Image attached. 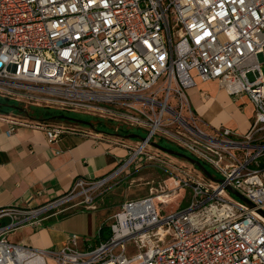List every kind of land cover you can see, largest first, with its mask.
<instances>
[{
    "label": "built area",
    "instance_id": "1",
    "mask_svg": "<svg viewBox=\"0 0 264 264\" xmlns=\"http://www.w3.org/2000/svg\"><path fill=\"white\" fill-rule=\"evenodd\" d=\"M262 65L264 0H0L1 100L143 132V141L120 143L126 155L105 178L78 179L34 211H0V220L10 219L0 225V264H264ZM197 81L248 98L254 117L246 134L206 126L186 95ZM8 124V136L26 125ZM44 129L50 144L68 130ZM154 139L209 166L219 182L172 166L148 149ZM142 171L164 178L147 183L146 197L122 202L95 246L77 250L74 234L42 250L8 240L71 209L97 211L100 196ZM185 192V209L160 216L156 202Z\"/></svg>",
    "mask_w": 264,
    "mask_h": 264
},
{
    "label": "crops",
    "instance_id": "2",
    "mask_svg": "<svg viewBox=\"0 0 264 264\" xmlns=\"http://www.w3.org/2000/svg\"><path fill=\"white\" fill-rule=\"evenodd\" d=\"M186 95L195 114L208 128L225 127L238 135H244L250 129L254 108L247 97L235 99L216 82L199 81L186 91ZM9 119L26 125L16 127L8 136ZM44 125L51 126L41 119H31L19 110L0 109V211H34L68 193L78 179H103L126 155L120 143L135 144L112 136L110 133H116L115 124L109 129L94 123V129L80 124L66 125V133L50 144ZM49 220L39 228L25 225L17 230L21 231L18 244L38 250L60 248L66 244L70 235L66 236L56 223L46 224ZM9 221L4 217L0 225ZM102 225L103 221L98 230Z\"/></svg>",
    "mask_w": 264,
    "mask_h": 264
},
{
    "label": "rangeland",
    "instance_id": "3",
    "mask_svg": "<svg viewBox=\"0 0 264 264\" xmlns=\"http://www.w3.org/2000/svg\"><path fill=\"white\" fill-rule=\"evenodd\" d=\"M262 72H264V65L261 67ZM20 109L27 108L28 105H19ZM51 110V109H50ZM13 111V110H10ZM79 115V114H77ZM80 117L85 118L88 120L89 117L85 115H79ZM102 119H89L92 123H98ZM94 121V122H93ZM50 125H59L66 128V125L75 126L74 124L67 123V121H49L46 122ZM102 123L106 128H112L113 123L110 121L103 120ZM80 126V125H79ZM203 128V127H202ZM204 129V128H203ZM210 133L208 129H204ZM139 134H143L142 131H139ZM154 142L157 140L154 139ZM129 143H136L135 140H128ZM149 150H154L153 148H148ZM162 156H164L172 166L177 167H184L187 169H194L196 170V176L200 178H205V176L194 166L190 165L189 163L172 156H168L160 152ZM207 166V165H206ZM210 170V174L214 175L215 172L207 166ZM171 171L172 168H170ZM164 176L156 171H142L137 177H132L133 182L125 181L118 187L113 188L110 192L103 194L98 198L99 210L96 212L94 211H85L81 209H71L70 211L66 212L64 216H59L58 219H51L46 224H55L56 226L61 229V231L67 236L71 234H75L79 237V243L77 250L83 251L87 246H95L98 242V228L99 225L103 221V225L105 228L109 226L108 217L117 212L118 207L120 204L126 200L137 199L146 197L149 194L150 185L147 183L151 181H158L163 179ZM188 192H185L183 197L171 202L170 204H161L155 203V207L157 211H160V216H168L174 214L176 212L182 211L189 205V197ZM77 199H75L76 201ZM75 201L71 202L74 203ZM102 236L106 237V230L102 232ZM21 238V231H15L11 233L8 237V240L11 243L18 244ZM84 241H86L84 243ZM47 264H55L52 260H47Z\"/></svg>",
    "mask_w": 264,
    "mask_h": 264
},
{
    "label": "water",
    "instance_id": "4",
    "mask_svg": "<svg viewBox=\"0 0 264 264\" xmlns=\"http://www.w3.org/2000/svg\"><path fill=\"white\" fill-rule=\"evenodd\" d=\"M5 108V109H10V110H19L21 111L23 114L28 115L26 110L24 109H20L17 106H13V105H7V104H2L0 103V109ZM44 122H49V121H67L70 123H74V124H80V125H84L87 126L91 129H94V126L92 125L91 122L89 121H85V120H81V119H77V118H73V117H68V116H62V115H58V116H54L52 118H49L47 120H43ZM112 136L118 137V138H122L126 141L128 140H135V141H143V138L136 134V133H110ZM150 147L153 148L154 150L161 152L163 154H166L168 156H172V157H176L179 158L187 163H189L190 165L196 167L205 177L215 181V182H219V180L215 179L210 172L208 171V169L199 161L192 159L191 157H189L188 155L176 151V150H172V149H168L165 148L163 146H161L160 144L156 143V142H151ZM230 191L232 192L233 195H235L236 197H238L240 200H242L244 203H246L249 207H251V205L244 199L242 198L239 194H237L236 192H234L233 190L230 189Z\"/></svg>",
    "mask_w": 264,
    "mask_h": 264
},
{
    "label": "trees",
    "instance_id": "5",
    "mask_svg": "<svg viewBox=\"0 0 264 264\" xmlns=\"http://www.w3.org/2000/svg\"><path fill=\"white\" fill-rule=\"evenodd\" d=\"M0 103L7 104V105H13V106H17V107L19 106V104L17 105V104H15L13 102H9V101H6V100H1V99H0ZM22 109L26 110L29 118L36 119V120H39V119H41V120H47L49 118H52V117L58 116V115L68 116V117H73V118L85 120V118L80 117L77 114H67V113L58 112V111L50 110V109H46V108H36V107L28 106L27 108H22ZM89 119L88 120H85V121H89ZM91 119H94V118L91 117ZM67 123H70V122H67ZM95 124H98V127L105 128V126L102 123V121H99L98 123H95ZM124 131H123V129H121V130L118 131V133L119 132H122V133H129L130 132V131H126V130H124ZM158 144H160L161 146H163L165 148L182 152L178 148H176L174 145L166 142L165 140H159ZM102 229H104V228H102Z\"/></svg>",
    "mask_w": 264,
    "mask_h": 264
},
{
    "label": "bare ground",
    "instance_id": "6",
    "mask_svg": "<svg viewBox=\"0 0 264 264\" xmlns=\"http://www.w3.org/2000/svg\"><path fill=\"white\" fill-rule=\"evenodd\" d=\"M37 261H38V260L36 259V260H35V261H33L32 263H34V264H37V263H38ZM32 263H31V264H32Z\"/></svg>",
    "mask_w": 264,
    "mask_h": 264
}]
</instances>
